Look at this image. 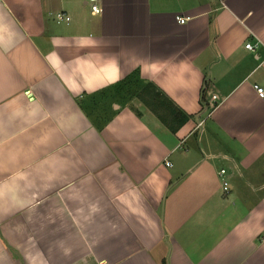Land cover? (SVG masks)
<instances>
[{
	"label": "crops",
	"instance_id": "1",
	"mask_svg": "<svg viewBox=\"0 0 264 264\" xmlns=\"http://www.w3.org/2000/svg\"><path fill=\"white\" fill-rule=\"evenodd\" d=\"M97 2L0 0V264H264V0Z\"/></svg>",
	"mask_w": 264,
	"mask_h": 264
},
{
	"label": "trees",
	"instance_id": "2",
	"mask_svg": "<svg viewBox=\"0 0 264 264\" xmlns=\"http://www.w3.org/2000/svg\"><path fill=\"white\" fill-rule=\"evenodd\" d=\"M113 91L110 90L109 92H113V97L118 100H131L133 98L140 100L172 132H176L191 118L190 114L179 107L175 101L154 82L142 79L138 71L115 85ZM215 105L217 104L215 103ZM90 113L91 118L97 123L99 129L103 128L104 124L112 118V115L104 117L94 115L93 111H90Z\"/></svg>",
	"mask_w": 264,
	"mask_h": 264
},
{
	"label": "built area",
	"instance_id": "3",
	"mask_svg": "<svg viewBox=\"0 0 264 264\" xmlns=\"http://www.w3.org/2000/svg\"><path fill=\"white\" fill-rule=\"evenodd\" d=\"M90 7H91V10L93 11V13L102 12V7L98 4L97 0H90ZM69 20H70V17L68 15L64 14L63 12H59L57 14V21L58 22H63V21H67L68 22ZM180 20L182 22H184L185 18L184 17H180ZM246 47L249 48V49H252V50L255 49V45H253L252 43H247ZM254 87H255L258 95L260 97L264 98V86H261L259 84H255ZM214 98H217V96L214 95ZM214 104L215 103H213L212 105L216 106ZM167 164L171 165V162L167 161ZM225 172H226V170L222 169L220 175H224ZM222 184H223L224 190H228L229 182L227 180H225L224 177H222Z\"/></svg>",
	"mask_w": 264,
	"mask_h": 264
},
{
	"label": "rangeland",
	"instance_id": "4",
	"mask_svg": "<svg viewBox=\"0 0 264 264\" xmlns=\"http://www.w3.org/2000/svg\"><path fill=\"white\" fill-rule=\"evenodd\" d=\"M215 105V104H214Z\"/></svg>",
	"mask_w": 264,
	"mask_h": 264
}]
</instances>
